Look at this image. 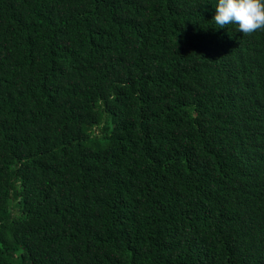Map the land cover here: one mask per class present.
<instances>
[{
  "label": "trees",
  "instance_id": "trees-1",
  "mask_svg": "<svg viewBox=\"0 0 264 264\" xmlns=\"http://www.w3.org/2000/svg\"><path fill=\"white\" fill-rule=\"evenodd\" d=\"M218 0H0V264H264V31Z\"/></svg>",
  "mask_w": 264,
  "mask_h": 264
},
{
  "label": "clouds",
  "instance_id": "clouds-1",
  "mask_svg": "<svg viewBox=\"0 0 264 264\" xmlns=\"http://www.w3.org/2000/svg\"><path fill=\"white\" fill-rule=\"evenodd\" d=\"M213 20L218 28L236 25L243 36L264 31V0H218Z\"/></svg>",
  "mask_w": 264,
  "mask_h": 264
}]
</instances>
